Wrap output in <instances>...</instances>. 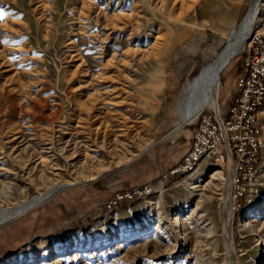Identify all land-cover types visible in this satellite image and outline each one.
Returning <instances> with one entry per match:
<instances>
[{
  "label": "rangeland",
  "instance_id": "obj_1",
  "mask_svg": "<svg viewBox=\"0 0 264 264\" xmlns=\"http://www.w3.org/2000/svg\"><path fill=\"white\" fill-rule=\"evenodd\" d=\"M251 1L0 0V209L71 185L0 226V264H264V170L238 198L220 155L170 173L197 124L177 129L182 90ZM245 53L221 71L223 112Z\"/></svg>",
  "mask_w": 264,
  "mask_h": 264
},
{
  "label": "built area",
  "instance_id": "obj_2",
  "mask_svg": "<svg viewBox=\"0 0 264 264\" xmlns=\"http://www.w3.org/2000/svg\"><path fill=\"white\" fill-rule=\"evenodd\" d=\"M264 26L246 48L230 102L221 109H204L197 118L189 149L171 174L188 173L207 155H220L231 170L235 198L256 184L264 163Z\"/></svg>",
  "mask_w": 264,
  "mask_h": 264
},
{
  "label": "bare ground",
  "instance_id": "obj_3",
  "mask_svg": "<svg viewBox=\"0 0 264 264\" xmlns=\"http://www.w3.org/2000/svg\"><path fill=\"white\" fill-rule=\"evenodd\" d=\"M258 4L260 6L257 8ZM261 8H264V0H252L250 9L247 12L242 24L233 29V31L228 35L224 46L221 50L214 54L212 59L204 64L200 73H198V75L194 78L189 79L188 83L182 90L181 99L179 98L180 100L177 103L178 112L181 117V124L177 125V129L183 127L187 123L195 122L199 114L208 107L216 110L220 109H217V100L220 92L221 71L235 53L247 48L253 33L261 29L256 28L258 27L257 24L259 22ZM262 112L264 113V109ZM260 170H264V163ZM218 172L221 174V170H218ZM231 184L232 179L230 177L229 185L231 186ZM52 189H54V187L47 189L26 201L0 209V223L24 213ZM224 207L227 208V198L225 200ZM228 213L229 210L227 209V214ZM176 220L178 225H182L183 222H181L178 217ZM227 220L225 219L224 222V233L229 235L230 229ZM18 261L19 260H11L9 263L15 264L18 263Z\"/></svg>",
  "mask_w": 264,
  "mask_h": 264
},
{
  "label": "crops",
  "instance_id": "obj_4",
  "mask_svg": "<svg viewBox=\"0 0 264 264\" xmlns=\"http://www.w3.org/2000/svg\"><path fill=\"white\" fill-rule=\"evenodd\" d=\"M205 4L206 5H203L202 7L204 8V16L208 20L207 21L206 20H203V22H204L203 27L204 28H211L212 30L213 29H216V28H219L218 27V23L224 24L225 19L216 16V13L215 12L210 14L209 13V10L213 6V4H210V3H205ZM205 22H206V24H205ZM200 31L203 32L201 29H200ZM201 32L200 33H197V34L195 32L193 34V35L196 34L194 40H193V37L191 36V40L185 39V41L183 42L181 51L185 52V54H184V60L186 61V63L184 62L183 65H181V66L178 65V71H179L178 74L179 75H184L186 73V71L189 70V69L190 70H193L194 64L192 63V61L194 60V55L195 54H194V52L191 53L189 51L195 49L196 46L191 41H193V42L195 41L198 44H200L202 41H204L206 39V37ZM189 44H190V46H189Z\"/></svg>",
  "mask_w": 264,
  "mask_h": 264
},
{
  "label": "water",
  "instance_id": "obj_5",
  "mask_svg": "<svg viewBox=\"0 0 264 264\" xmlns=\"http://www.w3.org/2000/svg\"><path fill=\"white\" fill-rule=\"evenodd\" d=\"M252 2V1H251ZM259 3V2H258ZM258 6H260L259 4L257 5V8H258ZM250 9V8H249ZM246 16V15H245ZM245 18V17H244ZM244 18H243V20L239 23V25L238 26H240L241 24H242V22L244 21ZM237 26V27H238ZM236 54V53H235ZM234 54V55H235ZM233 55V56H234ZM232 56V57H233ZM231 57V58H232ZM69 186H71L70 184H61V185H57V186H55L54 187V189H52V190H50L49 192H47V194H45L44 196H42L35 204H33L29 209H27L24 213H26V212H28V211H30V210H32L33 208H35V207H37V206H39V205H41L42 203H44L45 201H47L48 199H50L53 195H55L57 192H59L60 190H62V189H64V188H66V187H69ZM24 213H22V214H24ZM22 214H20V215H22ZM19 215V216H20ZM19 216H17V217H19ZM14 218H16V217H13V218H10V219H8V220H6V221H4V222H1L0 223V226L1 225H3V224H5V223H7V222H9V221H11L12 219H14Z\"/></svg>",
  "mask_w": 264,
  "mask_h": 264
}]
</instances>
